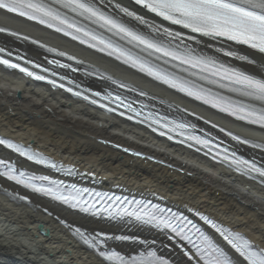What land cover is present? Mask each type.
<instances>
[{"label":"bare ground","instance_id":"6f19581e","mask_svg":"<svg viewBox=\"0 0 264 264\" xmlns=\"http://www.w3.org/2000/svg\"><path fill=\"white\" fill-rule=\"evenodd\" d=\"M114 2L130 7L124 0H101L108 11L120 13ZM123 17L127 20L129 16ZM149 19L157 21L150 16ZM127 21L137 26L135 21ZM83 24L87 29L92 26L88 20ZM0 27L8 31L0 32V48L40 66L35 69L28 65V70L81 93L76 97L64 92L63 87L41 84L0 66L1 137L43 158L49 157L58 165L76 168V179L66 177L69 174L62 177L82 188L143 195L151 200L160 198L163 204L188 216L205 214L243 233L255 247L264 249V178L241 175L236 169L169 143L147 128L97 110L90 101L98 99L91 92L112 90L118 82L130 92L142 94L143 100L154 107L150 111L185 117L212 134L233 133L264 145V131L220 117L91 49L1 11ZM199 40L201 43L194 46L221 58L216 51L222 48L221 44ZM238 52L254 63L237 59L234 64L264 78V55L242 48ZM84 96L88 100H82ZM201 120L218 129L207 127ZM228 142L263 166L264 151L239 144L232 137ZM117 147L135 151L141 157ZM19 156L0 146V157L4 160L48 175V171ZM142 157L156 159L163 165ZM83 173L87 175H80ZM90 175L94 184L88 179ZM119 221L105 222L72 212L0 177V264H109L83 243L77 229L89 236L100 233L101 238L118 234L140 238L148 242V250L156 251L169 264H195L171 245L165 234ZM106 246L125 259L145 251L144 244L131 240L119 243L112 240ZM168 246L172 248L170 253L165 250Z\"/></svg>","mask_w":264,"mask_h":264},{"label":"snow or ice","instance_id":"6c2138e0","mask_svg":"<svg viewBox=\"0 0 264 264\" xmlns=\"http://www.w3.org/2000/svg\"><path fill=\"white\" fill-rule=\"evenodd\" d=\"M54 2L107 29L121 40L139 48L141 52L147 53L157 60H162L164 63L177 62L172 66L190 75L199 76L201 80L218 85L220 88L228 89L252 103H225L220 98H213L210 93H205L203 89L195 88L188 81L160 70L143 58L125 51L114 42L105 40L103 37L90 32L86 27L70 21L54 8L42 3L41 0H0V10L24 17L30 21L34 20L46 24L48 27H53L51 21H56L59 25H64V28L56 27V31H63L65 35H72L74 40L79 39L81 43L95 41V43H89V47L99 46V51H107L109 56L114 55L117 60H122L123 63L138 69L153 79L197 100H203L204 103L211 104L213 108L228 112L247 124L264 129V78H257L235 67L227 66L217 59L203 54L193 46L201 43L198 37H207L212 40L223 39L234 42L237 45H246L248 48L264 54V0H134L135 5L146 10L147 13L153 14L154 17L159 18L162 22H167L169 25L178 26V29L186 30L185 33L153 24V36L151 37L134 31L117 19L106 15L92 0H54ZM121 11L127 16L134 17L140 23H147L143 16L136 15L135 12L129 11L127 8H123ZM66 29H71L74 33H79L82 37L88 38L87 41ZM4 31L6 29L0 27V32ZM11 34L15 35V33ZM156 34H159L164 39H156ZM187 41L192 43H187ZM216 51L222 52L224 56L234 57L249 64L254 63L247 56L239 55L232 50L216 49ZM8 56H12V53L0 48V65L18 69L33 79L45 80L44 76L37 75L5 58ZM16 59H21V57L16 56ZM33 66L39 67V65ZM62 67L66 66L62 65ZM41 71H46V69H41ZM47 82L53 84L54 87H63V85H57L51 80ZM66 90L71 91V89ZM73 94L76 96L81 95L80 92H74ZM93 95L96 96L99 93H93ZM109 96H111L110 93ZM83 98L88 100V96ZM105 98L101 97V99ZM112 99L119 101L117 107L123 105L134 112L135 115L139 116L141 114L136 109H133L131 104H124V101L119 96L112 97ZM90 102L93 104L97 103L96 100H91ZM99 106L105 107L103 104ZM107 110L109 112L114 111L112 108ZM120 114L123 115V113ZM132 118V116L128 117V119ZM153 123H158V121L154 120ZM160 126L165 127L166 125L161 124ZM176 127L183 129L186 126L177 124ZM155 130L153 129V131ZM172 130L171 128L169 129V131ZM161 135H164V133H161ZM188 139L194 140L196 144L209 148V150L215 147L206 139H200L195 136L188 137ZM232 139L240 144H246L254 149L264 151V145L262 144L234 135ZM0 145L11 149L21 157H26L27 160L36 164H43L52 169L57 168L56 164L45 160L39 154L26 151L24 148L7 140L0 139ZM225 153L222 159L230 166H233L237 172L249 176L256 174L264 178V166H258L255 160L250 161L236 155L235 152L227 153L225 150ZM216 155H219V153H216ZM67 172L69 175L72 174L71 169H68ZM0 177H4L8 181H12L33 192L50 196L53 200L68 205L73 209H78L83 213H90L93 216L106 213L107 218L111 220H123L127 217L141 225H148L164 231L168 239L180 246L181 250L184 251V255L190 261H195V264H201V262L202 264H264V249L254 247L244 236L221 227L207 216L199 213L194 214L219 233L223 240L227 242V245L234 250L233 255H230L224 248L214 243L191 219L179 212L172 211L171 208H164L159 204H152L150 201L146 202L143 199L129 200L127 197H113L108 196L106 193L91 194L88 188H78L75 184L65 185L62 181L50 179L48 176L29 175L24 171H18L14 164L3 159H0ZM92 195L100 199L119 201L121 204L132 205L133 207L113 208L112 205L105 207L101 204L97 208L98 201L92 200ZM19 198L25 199L23 196ZM76 231L83 243L88 248L97 251L99 256L104 261L109 262V264H169V260L158 256L156 251L148 250L149 245L146 241H137L134 237L128 235L103 236L101 238L99 233L89 236L81 232L80 229ZM112 240L122 242L131 240L134 243L144 244L145 251L138 256L125 259L119 252L105 250V246ZM152 243H155V241ZM235 254H238V256Z\"/></svg>","mask_w":264,"mask_h":264}]
</instances>
